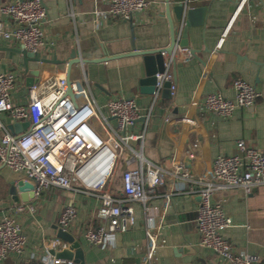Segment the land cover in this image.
<instances>
[{"label":"crops","instance_id":"crops-1","mask_svg":"<svg viewBox=\"0 0 264 264\" xmlns=\"http://www.w3.org/2000/svg\"><path fill=\"white\" fill-rule=\"evenodd\" d=\"M13 1L0 0V6ZM109 1L42 0L47 13L43 25L45 44L38 54L52 63L43 65L36 81L65 71L75 52L77 60L82 57L86 61L84 73L99 105L130 97L142 112L148 113L153 95L141 92L139 81L145 77L143 57L131 54L134 49H168L174 37L177 41L183 40L182 23L174 22V5L183 1L192 8L207 7L205 25L187 29L188 47L195 56L187 63L177 61L173 99L163 98L161 92L152 110L144 156L168 171L178 159L181 166L197 178L212 170L216 157L236 154L238 141L264 151V0H147L151 3L149 8L134 14L133 31L128 22L105 16ZM0 20L9 23L3 16ZM18 50L21 47L17 43L0 38V73L17 75L13 101L25 105L28 103L26 75L22 74L24 64ZM236 79L246 81L261 93L254 107L238 108L231 118L223 119L192 105L218 92L233 100ZM174 109H177L175 117L171 123H166V117ZM4 120L8 126L13 124L7 116ZM140 128L139 122L135 130ZM194 143H198V149L196 157L190 159V171L184 162ZM20 181H23L21 175L0 163V221L13 217L27 241L21 254L10 253L0 264H50L53 259L61 261L60 264H144L148 217L153 218L157 228L156 247L148 264H229L200 246L196 228L200 198L188 192H177L176 188L182 184L180 180L172 183L167 176L146 209L134 203L133 228L117 234L105 247L94 246L83 236L86 230L100 225L96 198L62 189H51L35 198L33 189H23L17 191V196L25 193L34 212L13 214L15 205L23 202H15L10 189ZM185 186L189 188L194 184ZM171 187L173 193L166 198ZM213 201H221L233 221V226L224 232L233 248L260 255V264H264V186L253 189L248 195L237 190L217 194ZM70 204L77 210L69 232L80 245L83 256L80 263L56 259L46 250L48 243L57 240L56 227L60 228L61 214Z\"/></svg>","mask_w":264,"mask_h":264},{"label":"built area","instance_id":"built-area-1","mask_svg":"<svg viewBox=\"0 0 264 264\" xmlns=\"http://www.w3.org/2000/svg\"><path fill=\"white\" fill-rule=\"evenodd\" d=\"M150 4L147 0H110L104 14L127 22L137 12L146 11ZM46 14L41 0H15L0 6V16L9 21L6 24L0 20V38L17 43L27 52L38 53L45 44L43 25ZM163 55L165 70L155 76L156 90L148 113L142 112L135 99L130 97H119L99 105L91 94L82 63L72 67L70 80L66 67L59 75L38 80L26 88L28 103L25 105H17L13 101L17 75L0 73V163L21 175L23 181L31 183L35 198L51 189L69 190L96 198L99 203L96 216L100 225L86 230L83 236L90 244L99 247L107 246L117 234L133 228L134 203H140L146 209L148 201L165 184L167 176L172 183L180 180L182 184L176 188L177 192H188L200 198L196 216L200 246L210 249L229 264H260V255L236 251L224 236L225 230L233 226V221L222 208L221 201L214 202L213 198L236 190L248 195L253 189L263 187L264 151L247 145L243 140L238 141L236 154L216 157L212 170L197 178H193L178 159L173 161L168 171L144 156L152 110L164 84L173 82L171 60ZM174 57L187 63L194 55L190 48L177 45ZM233 91V100L218 92L210 93L192 105L201 112L215 113L228 119L238 108L254 107L261 97L253 85L241 79L234 81ZM171 92L174 95V85ZM5 116L13 121L12 125L29 122L30 126L14 134L5 122ZM171 119L167 116L165 122L171 123ZM139 122L141 128L136 131ZM192 146L190 157L194 159L198 143ZM186 183L194 186L187 188ZM172 193L171 187L165 197ZM25 211L33 213L34 208L29 203L13 208V214ZM76 216V207L68 205L61 214L60 228L69 232ZM147 221L144 264L152 258L157 239L153 218L148 217ZM26 243V237L13 217L0 221V261L10 253L21 254ZM66 246L57 239L48 243L46 250L50 253ZM60 263L53 259L50 264Z\"/></svg>","mask_w":264,"mask_h":264},{"label":"water","instance_id":"water-1","mask_svg":"<svg viewBox=\"0 0 264 264\" xmlns=\"http://www.w3.org/2000/svg\"><path fill=\"white\" fill-rule=\"evenodd\" d=\"M42 1V0H41ZM43 4V2H42ZM174 13V22L183 23V40L177 41V39H173L172 45L168 49H162L157 51H139L134 49V53L131 55L141 56L143 57L144 69H145V77L139 81L142 94L153 95L156 90V74L163 73L165 70V56L171 60L172 65V73H173V82H166L164 84L162 90L163 98L171 101L173 99V95L171 92L172 85L175 86L176 76H175V68L177 65V60L174 57L175 48L179 45L181 48H189L187 41V29L190 27H201L205 25L207 7H189L188 2H179L178 4L173 6ZM131 25V31H133V19L127 21ZM23 58L24 70L22 74L26 75L25 86L28 88L32 86L36 79L40 76L41 70L44 64L52 63L47 59H43L39 57L38 53H30L23 49L16 51ZM193 55L195 56L194 51ZM76 53H72L71 60L67 64V77L70 78V72L74 65L77 64H86V61L83 58H79L77 60ZM70 80V79H69ZM70 85V83H69ZM71 93V89H69ZM175 113H177V109H174L172 113L169 114L170 118L175 117ZM30 126L29 122H25L22 124H14L10 125L9 129L12 133L18 134L23 129H27ZM190 156H187L184 162L185 168L191 171V160ZM23 189H33V185L29 182L20 181L17 185H13L10 189V194L15 202H23L28 203L30 200L25 193L17 196V191H21ZM57 235L56 238L62 241L67 246L59 251H50V254L53 255L56 259L66 260L69 262L75 261L76 263L82 262L83 256L81 252V248L79 243L76 241L75 237L68 231H64L62 228L56 227ZM80 260V261H79Z\"/></svg>","mask_w":264,"mask_h":264}]
</instances>
